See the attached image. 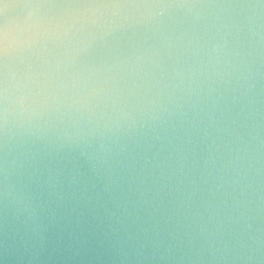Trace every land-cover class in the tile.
I'll return each instance as SVG.
<instances>
[{
    "label": "clouds",
    "instance_id": "1",
    "mask_svg": "<svg viewBox=\"0 0 264 264\" xmlns=\"http://www.w3.org/2000/svg\"><path fill=\"white\" fill-rule=\"evenodd\" d=\"M0 264H264V0H0Z\"/></svg>",
    "mask_w": 264,
    "mask_h": 264
}]
</instances>
